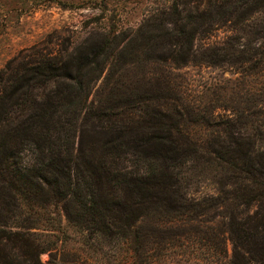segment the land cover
<instances>
[{"label": "rangeland", "instance_id": "1", "mask_svg": "<svg viewBox=\"0 0 264 264\" xmlns=\"http://www.w3.org/2000/svg\"><path fill=\"white\" fill-rule=\"evenodd\" d=\"M227 10L233 14L229 21L223 20ZM241 16L247 20L237 25ZM261 44L264 0H0V80L40 58L88 55L109 46L107 70L91 83L95 109L102 103L106 120L120 119L130 110L122 105L134 100L133 122L178 112L183 133L195 138L215 135V124L226 117L238 119L237 132L257 133L247 121L264 117L257 115L264 111V71L247 75L250 65L240 62L239 51ZM227 46L231 62L216 58ZM96 124L101 125L89 119L85 132ZM257 125L264 131L263 121ZM73 144L77 149L79 139ZM90 146L80 144L83 163ZM208 168L202 180L194 171L189 184L181 182V191L189 193L184 199L149 200L126 239L98 237L90 248L87 233L63 218L62 231L47 238L53 262L259 264L252 261L263 260L264 231L257 233L252 220L259 206L230 210L218 201L215 173ZM50 259L49 253L41 256L43 262Z\"/></svg>", "mask_w": 264, "mask_h": 264}, {"label": "trees", "instance_id": "2", "mask_svg": "<svg viewBox=\"0 0 264 264\" xmlns=\"http://www.w3.org/2000/svg\"><path fill=\"white\" fill-rule=\"evenodd\" d=\"M232 16L227 10L223 20ZM227 48L216 58L231 62ZM109 50L40 58L0 80V264H55L47 238L62 231L63 218L87 233L90 248L98 237L126 239L149 200L184 199L189 193L181 191V182L189 184L194 171L202 180L208 167L215 173L218 201L233 211L257 204L261 212L252 220L257 233L264 231V131L257 125L264 117L247 121L254 135L237 132L238 119L226 117L207 138L183 133L178 112L131 121L134 100L122 105L130 109L122 114L127 117L106 120L102 103L95 109L89 99L93 79L107 70ZM239 52L240 62L250 65L247 75L264 71V44ZM246 115L237 113L239 119ZM93 118L101 125L85 132ZM82 141L91 145L84 163ZM261 251L263 260L252 261H264V247ZM45 253L51 257L47 262L41 260Z\"/></svg>", "mask_w": 264, "mask_h": 264}]
</instances>
